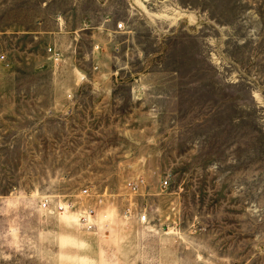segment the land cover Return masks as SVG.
I'll return each mask as SVG.
<instances>
[{"label":"rangeland","instance_id":"obj_1","mask_svg":"<svg viewBox=\"0 0 264 264\" xmlns=\"http://www.w3.org/2000/svg\"><path fill=\"white\" fill-rule=\"evenodd\" d=\"M0 264H264V0H0Z\"/></svg>","mask_w":264,"mask_h":264},{"label":"built area","instance_id":"obj_2","mask_svg":"<svg viewBox=\"0 0 264 264\" xmlns=\"http://www.w3.org/2000/svg\"><path fill=\"white\" fill-rule=\"evenodd\" d=\"M123 25H119V27H122ZM168 181L166 180L164 182V185H166ZM145 185V181L142 178H137L132 180L128 183V189L133 194L139 193L141 188ZM91 195V188L88 185H85L81 187V190L79 192V197L85 198ZM76 195H56V197L52 196H46L41 200V208L51 211V212H59L62 214L68 213L70 211H73L77 207V201H76ZM75 211L78 213V224L85 228L90 229L93 228L95 225V215L96 211L93 207H78ZM138 220L140 222H146L148 221V216L145 212L140 211L138 213Z\"/></svg>","mask_w":264,"mask_h":264}]
</instances>
